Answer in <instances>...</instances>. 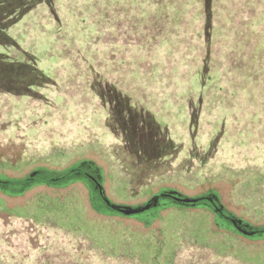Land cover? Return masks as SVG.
I'll return each instance as SVG.
<instances>
[{"label":"trees","instance_id":"trees-1","mask_svg":"<svg viewBox=\"0 0 264 264\" xmlns=\"http://www.w3.org/2000/svg\"><path fill=\"white\" fill-rule=\"evenodd\" d=\"M24 21V40H35L21 42L16 28ZM3 90L20 100L32 95L40 103L68 95L88 106L89 98H99L107 117L119 113L127 127L133 112L147 113L156 119L152 145L164 150L178 148L176 130V135L181 132L185 137L177 142L190 148L201 145L207 134L219 145L227 128L262 132L257 141L263 145L264 0H0ZM181 115L183 119L178 118ZM233 147L252 150L260 145L235 142ZM79 169L96 174L103 185L101 169L83 161L61 172L39 169L25 179L0 175L4 177L0 192L20 197L42 186L67 189L80 183L89 188L90 181ZM160 199L164 206L167 200ZM94 200L92 196L91 204ZM40 201L14 217L36 223L55 218L60 228L85 235L92 251L100 249L108 255L115 251L130 259L133 252L137 264H172L167 259L170 253L155 252L161 242L152 241L150 235L156 239V233L139 246L147 253H135L134 241L126 240L131 234H118L115 241L109 229L88 225L80 208L73 217L70 211L60 213L49 205L40 210ZM168 202L172 217L184 220V230L174 232L176 241L230 252L212 229L217 226L216 207L207 203L209 211L195 213L203 206ZM160 209L144 217L147 227L157 220ZM1 211L6 212L0 203ZM260 235L264 229L258 230Z\"/></svg>","mask_w":264,"mask_h":264},{"label":"rangeland","instance_id":"rangeland-1","mask_svg":"<svg viewBox=\"0 0 264 264\" xmlns=\"http://www.w3.org/2000/svg\"><path fill=\"white\" fill-rule=\"evenodd\" d=\"M25 23L16 28L22 34L21 42L35 40H24ZM10 94L0 91V175L25 179L39 169L61 172L90 161L101 169L105 195L115 206L138 208L171 190L188 198L214 193L238 219L253 229H264V144L257 141L262 132L227 128L219 145L213 142L212 134H207L201 145L190 148L177 142L185 137L181 132L176 135V130L173 137L178 148L164 150L161 145H152L151 131L156 119L147 113L139 116L133 112L132 118L127 119L130 122L127 127L119 120V113L107 117L99 98H89V105L82 106L81 100L68 95H54L40 103L32 95L20 100ZM178 118L183 119V115ZM254 141L259 148L233 147L235 142L254 144ZM159 157L164 160H158ZM94 199L91 204L88 189L80 183L67 189L36 187L20 197L0 192V203L6 210L0 212V264H137L133 252L130 259L115 251L113 255L100 249L92 251V242L85 235L60 228L55 218L36 223L14 217L39 200L40 210L49 205L60 213L70 211L73 217L80 208L88 225L101 226L105 232L109 229L115 241L118 234H131L126 240L134 241L135 253L139 250L147 253L139 246L147 242L149 234L156 233V239L150 235L151 240L160 239L162 244L156 246L155 252L170 253L166 258L172 264H264L261 236L244 238L212 227L223 247L230 250L220 253L215 247L176 241L185 225L182 216L172 217L173 209L160 212L157 220L147 227L140 221L146 215H116L100 197Z\"/></svg>","mask_w":264,"mask_h":264},{"label":"flooded vegetation","instance_id":"flooded-vegetation-1","mask_svg":"<svg viewBox=\"0 0 264 264\" xmlns=\"http://www.w3.org/2000/svg\"><path fill=\"white\" fill-rule=\"evenodd\" d=\"M78 172L80 174H83L88 179V181H90L88 182L90 183L89 188L85 185L86 188L88 189L90 196L92 197L95 195L97 197H100L105 202V204L109 207V209L112 210V212L116 215H121V214L124 215L125 212H129V213L136 212L134 214H130L129 216L137 217L143 214L146 216H150V215L156 214V212L154 213V210H159L160 207H161L160 212H165V211L170 210L168 209L167 204H164V206H162L160 198L165 199L167 201L171 200L172 202L181 204V205L203 206L204 208L201 207L200 211L204 210L206 212L209 211L208 209H206L208 208L207 203H211L214 207H216L217 209L216 211H218L217 212L218 216L216 215V218H217L216 228L219 231H225L226 233H229L230 235L241 236L244 238H253V237H260V236L261 238H264V235L257 236L258 230L253 229V227L250 224L243 221L242 219H238L237 217L233 218L232 215L228 214V211L227 210L225 211L224 206L221 207L220 204H218L219 200L214 194H209V195L201 196L198 198H188V197L181 195L180 193L176 191L171 190V191H165L164 193L160 195L154 196L150 201L147 202L145 206H141L138 208H131V207L121 206V205L115 206L111 204L108 198L106 197L104 186L100 184L98 176H96V174H92L87 169H84V170L79 169ZM185 200H190L192 202L187 203L185 202ZM140 221L144 222L146 225V219H140Z\"/></svg>","mask_w":264,"mask_h":264},{"label":"water","instance_id":"water-1","mask_svg":"<svg viewBox=\"0 0 264 264\" xmlns=\"http://www.w3.org/2000/svg\"><path fill=\"white\" fill-rule=\"evenodd\" d=\"M185 202H187V203H188V202H192V201H190V200H185ZM134 213H136V212H132V213L125 212V214H126V215H130V214H134Z\"/></svg>","mask_w":264,"mask_h":264}]
</instances>
